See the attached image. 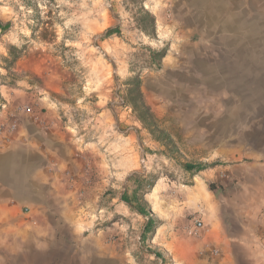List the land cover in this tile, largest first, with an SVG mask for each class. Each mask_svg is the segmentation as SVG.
<instances>
[{
	"label": "rangeland",
	"instance_id": "1",
	"mask_svg": "<svg viewBox=\"0 0 264 264\" xmlns=\"http://www.w3.org/2000/svg\"><path fill=\"white\" fill-rule=\"evenodd\" d=\"M192 1L193 34L184 36L171 13L158 23V0H143L156 17L153 36L139 28L130 0H0V21L9 23L0 30V81L25 89L59 64L71 99L84 93L89 106L103 99L112 115V191L81 199L70 219L79 223L53 232L51 263L71 254L81 264H178L175 247L202 238L195 220L204 197L191 182L201 171L189 173L184 163L225 167L238 142L260 140L264 0ZM133 77L171 144L157 141L128 104ZM123 195L133 205L142 195L153 229L145 232L148 217Z\"/></svg>",
	"mask_w": 264,
	"mask_h": 264
},
{
	"label": "crops",
	"instance_id": "2",
	"mask_svg": "<svg viewBox=\"0 0 264 264\" xmlns=\"http://www.w3.org/2000/svg\"><path fill=\"white\" fill-rule=\"evenodd\" d=\"M158 1L159 24L169 12L182 35L193 34L192 0ZM49 69L25 89L0 81V264H53V232L79 223L70 219L81 199L112 191L106 101L89 106L84 93L71 99L67 71ZM73 100L89 112L82 122L70 115ZM259 131L258 142L237 143L233 164L193 175L204 228L199 241L175 247L181 264H264V125ZM61 258L57 264H81L71 254Z\"/></svg>",
	"mask_w": 264,
	"mask_h": 264
},
{
	"label": "trees",
	"instance_id": "3",
	"mask_svg": "<svg viewBox=\"0 0 264 264\" xmlns=\"http://www.w3.org/2000/svg\"><path fill=\"white\" fill-rule=\"evenodd\" d=\"M132 5L135 6L134 17L137 21L139 28L149 34H156V17L154 14L150 13L143 6V0H130ZM9 27V23L3 24L0 21V30H6ZM117 32V29H109L107 31L108 35L114 34ZM17 56L13 59L16 60ZM126 89V100L128 104L132 107V109L136 112L138 119L145 126L146 129L152 134V136L159 142H163L164 144H171L172 139L170 136L162 129L159 124L158 119L155 114L152 112L150 107L146 104L143 98L142 91L140 89V80L137 77L131 78L127 82ZM185 171L189 173H195L197 171H202L206 169V165L201 163H192L186 162L183 165ZM210 187L213 188V183L210 184ZM123 200H125L129 206L136 210L139 214L145 215L148 217L145 232L153 229L154 219L152 214L150 213V208L147 205L146 201H144L142 195L136 197V204L133 205L129 199H127L124 195L122 196ZM160 256L159 254H157Z\"/></svg>",
	"mask_w": 264,
	"mask_h": 264
},
{
	"label": "built area",
	"instance_id": "4",
	"mask_svg": "<svg viewBox=\"0 0 264 264\" xmlns=\"http://www.w3.org/2000/svg\"><path fill=\"white\" fill-rule=\"evenodd\" d=\"M82 109H80L79 107H72L69 109L70 115L75 119V118H79V122H82L85 120V118L83 117V113H82ZM14 126V125H13ZM148 165L147 163V159L144 155H142V157L140 158V166H142L143 168H146ZM195 228L197 230H203L204 228V222L201 219H196L195 220ZM263 239H264V231H263ZM262 245L264 246V242L262 243Z\"/></svg>",
	"mask_w": 264,
	"mask_h": 264
},
{
	"label": "bare ground",
	"instance_id": "5",
	"mask_svg": "<svg viewBox=\"0 0 264 264\" xmlns=\"http://www.w3.org/2000/svg\"><path fill=\"white\" fill-rule=\"evenodd\" d=\"M177 252V250H174V253H176ZM178 264H181V262H179Z\"/></svg>",
	"mask_w": 264,
	"mask_h": 264
}]
</instances>
